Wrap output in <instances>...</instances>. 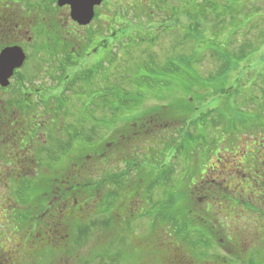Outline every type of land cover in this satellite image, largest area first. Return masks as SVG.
Listing matches in <instances>:
<instances>
[{"label": "flooded vegetation", "instance_id": "af4514ba", "mask_svg": "<svg viewBox=\"0 0 264 264\" xmlns=\"http://www.w3.org/2000/svg\"><path fill=\"white\" fill-rule=\"evenodd\" d=\"M130 3L134 23L121 22L118 0L112 6L101 0L82 24L58 0H0V264H23L24 239L55 230V174L71 171L81 141L97 144L80 155L82 168L75 166L82 185L92 188V180L98 185L125 167L111 145L120 138V125L134 138L138 124L120 114L117 94L105 97L103 89L119 83L125 27L135 49L136 41L159 35V29L150 32L151 0ZM158 114L140 118L145 133L151 125L163 131V111ZM34 189L43 195L48 190L47 202L35 199L29 213L25 195Z\"/></svg>", "mask_w": 264, "mask_h": 264}, {"label": "rangeland", "instance_id": "374dc122", "mask_svg": "<svg viewBox=\"0 0 264 264\" xmlns=\"http://www.w3.org/2000/svg\"><path fill=\"white\" fill-rule=\"evenodd\" d=\"M164 1H166L170 9L178 6V4L175 5L176 1L174 0ZM179 1L181 7L190 8L186 5L189 0ZM193 1L195 8L193 12L190 9L191 13L189 14V16H192V20L189 19L186 13H177L175 18L172 17V20L169 17H165L161 10L163 0H154V2L151 0V3L155 4V10L154 12L152 11L153 21L156 24L155 28L159 29V35L156 40L151 41L148 45L146 43L141 44L142 50H138V48L132 47L133 42L124 39L125 41L120 49L119 72L135 73V80H137V73L144 74L145 72L140 69L139 71L135 69L127 71L126 67H121L122 59L130 60L132 69L135 61L139 58L148 59L151 56L152 60H155L157 64L151 66L155 67L154 72L146 74L155 78L156 84L158 81L161 82L163 80V88L160 92H155L156 95L148 96L145 101L134 108L135 110L127 111L123 116L129 121L137 123L138 127H141L147 124L145 121H139L146 107L150 108L159 104L158 106L163 108V114H165L163 120L167 123L166 127L169 130L161 133L159 132V126H150L152 130L150 132L163 136V142L155 148L154 146L144 147L137 160L141 167L148 168L152 158L151 151L160 149V152H163V144H170L171 140L175 143V146L170 149L172 154L166 153L163 156V196L173 199L176 205H182L180 207L182 210L179 216L180 219L189 215L196 217L197 212L195 211L192 214L187 213L185 192L190 191L191 188L193 189L209 168L215 169L219 175L208 172V181L211 179L220 180L226 176L225 181L229 190H226V186L222 185L223 181H219V183H222L221 185L210 182L209 186L210 188L215 186L216 189L223 188L220 194L213 195L214 198L217 197V200L220 199L219 201L215 200L217 202L215 208L217 206L219 210L215 214L216 227L226 231V236L229 240L238 232L248 234L244 228L251 224L252 221H249L251 218L247 216L249 214L247 206L252 204L254 209L264 213V209H262L264 206V190L258 189L259 191H256L255 186L253 188L250 187L252 186L251 181L254 182L255 178L261 175L260 172H263L261 168L264 164V0H240L233 13H229L227 9H224L216 13L208 11L205 14L201 13L202 8L199 5L201 0ZM211 1L224 5L228 3V0ZM112 2L113 0H107V5L112 6ZM129 2L130 0H118L121 22L132 21L134 23L129 18V15L132 16L130 11L131 3L129 4ZM151 6L154 7L153 5ZM247 12H250V15H254L253 17L255 18L253 20L257 23H254L253 26L249 24V30H251V32H248L249 34L245 33L247 30L244 31L248 27L241 31V35H244L242 42L249 41L257 49V52L249 57L251 60V63L249 61V66L244 64L241 65V69H234L227 83L223 84L227 89L231 88L230 91L224 92L225 88L221 85L215 92L206 93L205 95V93H199L198 88L189 86L188 81L186 82L187 78L182 80V78L179 79L177 76H173V78L161 77L162 74L160 73L162 71L159 69L163 67V64L171 56L178 54L192 55L193 45L187 41L183 42L182 35L188 32V27L193 22V25L197 28L196 35L202 32L205 40H213L214 36L220 38L214 43H200L199 40L197 45H194L195 55H193L192 60L195 62L198 71L195 74L200 79L208 80L210 76L215 74L217 66L221 67L222 63L217 62L215 64L212 60L210 62H201V58L208 55H212L211 58L213 59L224 56L226 54L224 48L229 43L231 44V50H233L232 47L237 46L238 43L236 42L239 40L237 33L234 34L233 38L231 37L232 33L237 30L234 27V22L240 25L245 20V16L248 19ZM160 18L165 19V21H161ZM165 23L167 24V29L160 31L161 25ZM221 23H223V26H220ZM127 30L129 33L128 28ZM260 30L263 32H260ZM236 48L238 49V47ZM143 50L146 52L145 55L142 53ZM134 51L135 53L133 54ZM126 53L133 54L134 58L131 59L128 55H125ZM198 61L199 63L197 64ZM125 65L128 66L127 63ZM164 81L171 84H166ZM157 86L161 87L162 83H158ZM136 88L137 85L135 86ZM185 104H190V110ZM215 108L217 109L214 110ZM152 115H154V118L157 117L155 114ZM177 117L185 119V124L175 120ZM250 172L252 176H250ZM199 193L202 195L203 191L201 190ZM126 199L124 202L126 206L122 211V215H125L128 207V197ZM92 210L94 209L91 208L90 212H94ZM260 217L264 219V215ZM253 219H256V217ZM260 222L255 221V226L260 227ZM59 223L60 221L55 224V230H57ZM61 223L62 230L66 222L63 220ZM147 226L148 224L145 220L135 222L132 225L131 233L130 231L123 232L122 235L118 232L114 233L115 241H111V236L106 237L104 242H96L92 239L85 243L82 242L84 246L78 245L76 241L75 243L68 241L69 249L67 251H65L62 241L58 237L55 238L54 243H51L46 255L50 257L51 263H55V258L57 261L61 256L62 258L64 257L63 262L65 260L68 263H62L61 261L59 264H83L85 262H88V264H101V259L99 261L98 259L93 260L92 256L97 253L102 254V247L107 244L110 245L114 253L117 248L124 253V259L127 260V263L124 260L119 264H140L143 261H147L148 264H157V261H152L155 258L158 260V264H160L159 261H170L168 264H178V261L183 258V254L184 256L186 254L184 246L181 249L172 238L168 237L166 229L163 233L156 235V237L161 236L159 240L155 238L154 241L144 242L141 238L147 235ZM260 232L261 229L259 230V235L261 236L262 233ZM75 235V232H71L70 237L75 240ZM57 236L60 235L57 234ZM260 236L257 238H260ZM119 239L122 241H119ZM240 241V244L246 245L250 244L252 240L248 236H243ZM37 242L38 239H24V250H28L26 251L27 253L38 250ZM240 244H238L239 250L244 247ZM248 247L246 245L245 249ZM263 247V243H260L257 247L251 245V251H255L258 248L262 250ZM129 249L132 253H129ZM40 251L38 250V255L34 256L35 259L32 257L33 263L30 264L42 263L40 262ZM166 263L163 262V264Z\"/></svg>", "mask_w": 264, "mask_h": 264}, {"label": "trees", "instance_id": "16d2710c", "mask_svg": "<svg viewBox=\"0 0 264 264\" xmlns=\"http://www.w3.org/2000/svg\"><path fill=\"white\" fill-rule=\"evenodd\" d=\"M152 1L154 2V0ZM174 1H176L175 5L178 4V6H176L177 8L174 7L170 9L164 0L161 3L163 5L161 10L165 14V17L172 19V17L175 18L177 13H186L187 16H189L191 13L190 9H192V12L194 11L195 3L193 0H189L186 3V5L190 8H185L183 6L181 7L179 0ZM238 2H240V0H228V3L224 5L222 3H213L211 0H201L199 5L202 8V14H205L208 11L216 13L217 11L220 12V10L223 11L224 9H227L229 13H233L235 10L234 8L238 5ZM151 5L155 7V4L151 3ZM218 6H223L224 8ZM247 14L248 19L245 16V20H243L240 25H237V23L234 22V27L237 28V30L232 33L231 37L233 38V36H235L234 34L237 33L239 40L236 42L238 43L237 46L235 45L232 47L233 50H231V44L229 43L226 47L224 46V51L226 52L224 56L213 59L211 58L212 55H208L204 56L205 58H201V62H210L212 60L215 64H217V62L222 63L221 67L217 66L214 72L215 74L210 76L208 80L200 79L195 74L198 71L195 62L192 60L193 55H195L194 45H197L199 40L200 43H214L220 38L214 36L213 40H205L203 38L202 32L201 34L196 35L197 28L195 25H193V22L191 23L190 27H188V32L182 35L183 42L187 41L193 45L192 55L186 56L178 54L171 56L166 61V63L163 64V67H160L159 69L162 71L160 73L162 74L161 77L173 78V76H177L179 79L182 78V80L187 78L186 82L188 81L187 83H189V86L195 87L196 89L198 88L199 93H205L206 95V93L215 92L219 86L227 83L229 76L234 69H241V65L244 64L249 66V61L251 63L249 57L257 52V49L253 47L249 41L245 43L242 42V37L244 35H241V31H243L245 27H248L244 29V31L247 30L245 33L251 32V30H249V24H252L251 26H253L254 23H257L255 20H253L255 18L253 17L254 15H250V12H247ZM189 19L192 20V16H189ZM163 21H165V19H163ZM155 26L156 24L151 25L150 32L156 30ZM220 26H223V23H221ZM127 28L128 27H125L122 30V36L124 39H128L129 34ZM165 28L167 29L166 23L163 25V31ZM260 32L263 31L260 30ZM146 37L149 38L148 35ZM152 38H154V36ZM153 40L155 39H152V41ZM149 42L151 41H147L143 38L139 41H136L134 44L136 49L138 48V50H140L142 47L140 46L141 44L146 43L148 45ZM236 47H238V49ZM142 53L145 55L146 52L143 50ZM125 55H128L129 57L130 54L126 53ZM122 61L121 67H126L127 71L133 69L139 71L140 69L145 73H137V80H135V73H119V83L117 86L114 84L112 85L111 83L105 84L103 89L105 97L107 96L112 98L117 94L118 101L121 104V115L127 111L135 110L134 108L138 107L140 103L145 101L148 96L156 95L155 92H160V90L163 88V80L161 82L158 81V83H162V86L158 87V83L156 84L155 78L152 76H147L146 74L148 72H154L155 67L151 66L157 64L155 60H152L151 56L148 59L139 58L137 61H135L132 69V62L130 63V60L122 59ZM126 63L128 66L125 65ZM198 63L199 61L197 64ZM238 65L240 66L238 67ZM247 66H245V68H247ZM164 82L169 85L171 84L170 82ZM136 85L137 88L135 89ZM223 88H225L223 90L224 92L231 90V88L227 89L226 86ZM97 93L98 92L93 89V95ZM185 105L188 106L189 109L190 104ZM216 109L217 108L214 110ZM162 111L163 108L158 105L152 107V109L146 107L143 114L141 115V118L153 117L154 115L152 114H158ZM157 114H155L157 116L156 118H159L160 115ZM164 115L165 114H163V116ZM175 120H179L181 123L184 122V124L186 122L185 119L179 117H177ZM140 121L143 120L140 119ZM166 125L167 123L165 120H163L162 132L169 130ZM120 126V138L116 142L114 141V144L110 142L112 144L111 149H114L115 153L118 154V165H125L123 170H121L118 174L116 173L117 177L115 176L113 178V176H111L103 182H100L98 185L96 184V179L92 180L93 185H95L92 188H89L87 184L82 185V182L84 181L83 177L76 174L74 169L79 168L78 166L75 167L76 164L80 166L79 170L82 168L81 162L84 160V157L80 158V155L87 152H94V149L97 147L96 142L94 143L90 140L81 141L83 145L77 147V150L80 151V153H78V155L80 154L79 157H76L77 154L75 152L72 153V159L73 161L75 160V163H73L70 172H56L55 224H57L58 221H60V223L57 226V230H54L50 235H48V237L31 238L38 239V250H41L39 253L41 258L40 262H42L41 264H59L61 261L62 263L66 262L65 260L63 262L64 257L62 258L60 256L57 261L55 258V263H51L50 257L46 255V251L49 250L51 243H54L55 238L60 237L59 239H61L63 244L62 246L65 248V251L69 249V243H67L68 241L72 243H75L76 241L80 246H84L83 243L91 239L96 242H104L108 236H111V241H115L114 233L118 232L121 235L123 232L126 233L130 231L131 233L133 223L139 222L140 220H145L148 224V233L146 236L141 238V240L144 242L154 241L155 238L159 240L161 236L156 237V235L163 233V231L166 229L169 235L168 237L172 238L181 249L182 246H184V249L186 250V258L183 254V258L178 261V264H264V247L262 250H260L261 248H258L255 251H251V245L257 247L260 243L264 244V219L260 217L264 215L263 212L254 209L252 204L247 206L249 209V214H247V216L251 218L249 221L252 222L244 229L249 235L243 232H238L228 240L226 231L220 230L216 227L217 221L215 214L216 211L219 212V210L217 206L215 208L217 203L215 200H217V197L214 198L213 195L220 194L223 191V188L216 189L215 186L210 188L209 184L210 182H215V184L218 183L217 185H221L223 183L222 185L226 186L225 189L229 190L225 181L226 176L220 180L211 179L208 181V172L219 175L215 169L209 168L207 173L203 175V178L200 179V182L197 183L193 189L191 188L190 191L185 192L186 208H188L187 213L192 214L195 211L197 212L196 217L189 215L186 218L180 219L179 216L182 213L180 207L182 205H176L173 199L167 198L165 195L163 196V156H165L166 153L169 155L172 154L170 149L171 147L175 146V143L171 140L170 144H163V152H160V149L151 151L152 158L150 167L143 168L140 166V163L137 160L138 155L146 146H154V148L159 146L163 142V136L152 134L151 132L145 133L146 130H144V128L146 127L143 126L144 128H137V132L139 133H137L133 138L127 134L126 130L122 133L124 129H122V125ZM187 135L190 136L189 134ZM188 138L190 139V137ZM263 166L264 164L261 168L263 171L260 172L261 175H259L258 178H255L254 182L251 181L252 186L250 187L253 188L255 186L256 191L264 190ZM250 176H252V174ZM219 181L223 182L219 183ZM201 190L203 191L202 195L199 193ZM196 191L197 193L195 194ZM44 192L45 195H43L42 189H34L31 191L30 195L29 192L28 195H25L24 206L29 213L33 212L31 204L35 201V199H38L40 203L47 202L46 197L48 190H45ZM195 196L197 197L195 198ZM127 197L129 200V203L127 204L129 207H127L128 212L125 215H122V211L126 206L124 202L127 200ZM219 200L220 199L217 201ZM91 208L94 209L92 210L94 212H90ZM262 209H264V206ZM94 216L96 217L92 218ZM255 217L256 219H253ZM63 220H65L66 224L61 230V221ZM255 221H261L259 223L260 227L255 226ZM260 229V233H262L261 236L259 235ZM71 232L76 233L75 240L70 237ZM62 233L64 234L62 235ZM57 234L60 236H57ZM257 234L260 236V238H257ZM243 236H248L252 240L250 244H246L249 246L247 249H245V244H240V238H243ZM119 241L122 240L119 239ZM238 244L243 245V249L241 248L239 250ZM102 249V254L97 253L92 256L93 260L98 259L99 261V259H101V264H119L125 260L124 253H122V251H120L118 248L116 249L115 253L113 252V249L110 247V245L107 244H105ZM38 250L34 251L33 254H26L23 264L33 263L32 257L38 255ZM130 252L132 253V251L129 249V253ZM144 252L146 253V251ZM154 260L157 261L158 264V260L155 258L152 261L154 262ZM125 262L127 263V260H125ZM163 262H167L166 264H168L170 261ZM163 262L159 261L160 264H163ZM83 264H88V262ZM140 264H148V262L143 261Z\"/></svg>", "mask_w": 264, "mask_h": 264}, {"label": "water", "instance_id": "95a60500", "mask_svg": "<svg viewBox=\"0 0 264 264\" xmlns=\"http://www.w3.org/2000/svg\"><path fill=\"white\" fill-rule=\"evenodd\" d=\"M101 0H58L59 5L68 4L71 8V16L77 22L85 24L92 16V8L99 5Z\"/></svg>", "mask_w": 264, "mask_h": 264}]
</instances>
